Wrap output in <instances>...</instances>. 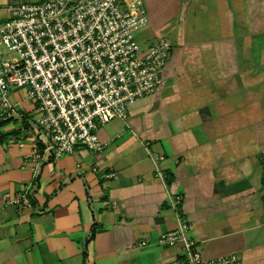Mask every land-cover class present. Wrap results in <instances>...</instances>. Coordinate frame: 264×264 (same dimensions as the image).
I'll return each instance as SVG.
<instances>
[{
  "label": "crops",
  "instance_id": "crops-1",
  "mask_svg": "<svg viewBox=\"0 0 264 264\" xmlns=\"http://www.w3.org/2000/svg\"><path fill=\"white\" fill-rule=\"evenodd\" d=\"M36 1L0 0V24ZM159 1L144 0L148 30L178 31L162 83L126 121L100 125L102 153L40 159L38 104L9 90L0 264H85L94 224L87 264H180L183 242L157 240L182 221L206 260L264 264V0Z\"/></svg>",
  "mask_w": 264,
  "mask_h": 264
},
{
  "label": "built area",
  "instance_id": "built-area-1",
  "mask_svg": "<svg viewBox=\"0 0 264 264\" xmlns=\"http://www.w3.org/2000/svg\"><path fill=\"white\" fill-rule=\"evenodd\" d=\"M142 7L143 0H38L9 8L0 24V112L11 88L27 90L38 104L40 159L73 154L79 145L102 153L108 142L100 125L126 121L132 103L159 90L172 44L160 38L141 50L135 33L149 23ZM180 242V264H242L237 254L206 260L183 221L157 240Z\"/></svg>",
  "mask_w": 264,
  "mask_h": 264
},
{
  "label": "rangeland",
  "instance_id": "rangeland-1",
  "mask_svg": "<svg viewBox=\"0 0 264 264\" xmlns=\"http://www.w3.org/2000/svg\"><path fill=\"white\" fill-rule=\"evenodd\" d=\"M144 3V0H143ZM157 3H161L159 0H157ZM142 10L145 11V4L142 7ZM176 21L171 22L168 25L163 26L161 29L157 30L158 32L150 33L148 30L149 28L146 26L143 30H138L135 33V36L138 40V43L141 47V50H146L150 45L155 43L160 38H166L172 45L175 44V41L178 37L177 30L175 31V24Z\"/></svg>",
  "mask_w": 264,
  "mask_h": 264
},
{
  "label": "trees",
  "instance_id": "trees-1",
  "mask_svg": "<svg viewBox=\"0 0 264 264\" xmlns=\"http://www.w3.org/2000/svg\"><path fill=\"white\" fill-rule=\"evenodd\" d=\"M33 195H34V192L31 191L30 192V197H31L32 202L34 201L33 200ZM96 231H97V226H96V224H94L92 226V229L90 231V234H89L88 238L85 240V243H84V252H83V255H84V263L85 264H87V255H88V253H87V246H88L89 242H91L94 239L95 234H96Z\"/></svg>",
  "mask_w": 264,
  "mask_h": 264
},
{
  "label": "flooded vegetation",
  "instance_id": "flooded-vegetation-1",
  "mask_svg": "<svg viewBox=\"0 0 264 264\" xmlns=\"http://www.w3.org/2000/svg\"><path fill=\"white\" fill-rule=\"evenodd\" d=\"M171 50H172V48H171Z\"/></svg>",
  "mask_w": 264,
  "mask_h": 264
}]
</instances>
